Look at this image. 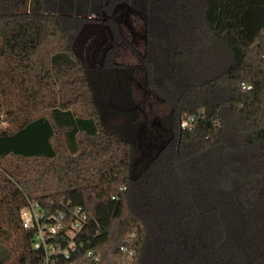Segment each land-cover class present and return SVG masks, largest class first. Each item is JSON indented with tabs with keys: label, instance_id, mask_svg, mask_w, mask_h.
<instances>
[{
	"label": "trees",
	"instance_id": "16d2710c",
	"mask_svg": "<svg viewBox=\"0 0 264 264\" xmlns=\"http://www.w3.org/2000/svg\"><path fill=\"white\" fill-rule=\"evenodd\" d=\"M17 4L0 6V56L16 62L0 71V242L13 237L19 257L0 247V264H44L22 226L27 200L68 221L81 207L73 240L98 256L89 264H128L122 245L132 264H264V0ZM117 7L145 13L134 86L114 44L104 70L73 49L92 12L121 41Z\"/></svg>",
	"mask_w": 264,
	"mask_h": 264
},
{
	"label": "rangeland",
	"instance_id": "374dc122",
	"mask_svg": "<svg viewBox=\"0 0 264 264\" xmlns=\"http://www.w3.org/2000/svg\"><path fill=\"white\" fill-rule=\"evenodd\" d=\"M6 0H0V6H3L5 4ZM17 1V9L19 11H23L27 8V2L28 0H14ZM7 9H10V6L7 5ZM96 14H89L87 16L86 22H89V20H92V18L95 17ZM128 21L130 22L129 26H126L121 22V33L123 35V42L119 44H116L115 48L110 53V60L117 64V67L119 70L124 71L128 77L132 78L130 81L131 85L134 86L135 83L139 82L142 76L141 72V61L140 56L144 54L145 51V43L147 41V33H146V25H145V13H143L142 10H130L128 13ZM84 23V29H80L79 33L74 40L73 43V49L75 53L80 57L82 63L85 66L94 67L98 69L104 70V59L103 57V46L100 47L98 45V42L100 40V37L102 32L105 34L104 29L103 31H99L95 25H91L90 23ZM1 44V40H0ZM105 56V55H104ZM16 65V62L13 60H10V58L0 56V71L1 72H7L8 69H11ZM107 72V71H106ZM106 74V73H104ZM16 90V89H15ZM1 96V94H0ZM14 100H16L15 97H13ZM2 103L4 100H0ZM168 105V104H167ZM167 105L158 104L157 112H161L162 110L167 109ZM7 106V105H6ZM5 106V107H6ZM155 110V108H154ZM5 116H0V129L4 128L6 126L7 122H4ZM210 176L206 178V182L208 179H210ZM198 177L195 172L192 171L186 174L184 173L182 176V181L184 180V185L190 189L191 194H198V186L194 183H189L188 179H194ZM174 196H178V192L175 190H172L170 193V199ZM191 197L183 198V211L179 214L180 217H188V213L186 212V206L187 204H191ZM1 250L8 251L9 252V260L6 263H9L13 260H16L19 257V252L17 251V248L15 246L13 237H10L9 239L2 240L0 242Z\"/></svg>",
	"mask_w": 264,
	"mask_h": 264
},
{
	"label": "built area",
	"instance_id": "2783aa9c",
	"mask_svg": "<svg viewBox=\"0 0 264 264\" xmlns=\"http://www.w3.org/2000/svg\"><path fill=\"white\" fill-rule=\"evenodd\" d=\"M244 89H250V85H242ZM188 125L187 120L180 122L181 128ZM74 219L68 221L65 212L47 213L38 202L27 200V204L20 210L22 226L32 230V247L42 254L44 264H59L61 259L68 261L67 264H89L87 258L98 261V256L93 255L91 250H86L81 254L78 252L82 243L78 245L73 238L85 224L86 213L80 206L73 210ZM120 250L125 252L128 264H132L134 251L126 245H122Z\"/></svg>",
	"mask_w": 264,
	"mask_h": 264
},
{
	"label": "flooded vegetation",
	"instance_id": "af4514ba",
	"mask_svg": "<svg viewBox=\"0 0 264 264\" xmlns=\"http://www.w3.org/2000/svg\"><path fill=\"white\" fill-rule=\"evenodd\" d=\"M130 10H132V9L127 8V10H126L123 7H120V8L117 7L114 10V15L112 17L116 21L117 26H118V30L120 32H121V28H120L121 22H123V24L126 26L130 25V22L128 21V13L130 12ZM135 10H137V9H135ZM91 14H96V13L92 12V13H90V15ZM90 22H91V25H95V27H97L99 31H103V29L105 31L104 32L105 34H103V32H102L101 36H99L100 40L98 42V45H100V47L103 46V53L102 54L104 57V55L106 54L107 48L112 47V44H114V46H116V44H119L120 41H115L112 38L111 33H110V28H109L108 24L106 23L104 16H100V15L96 14L95 17L92 18V20H89V22H86V23H90ZM84 23L82 24L81 29H84V25H85ZM122 42H123V38L121 39V43Z\"/></svg>",
	"mask_w": 264,
	"mask_h": 264
}]
</instances>
